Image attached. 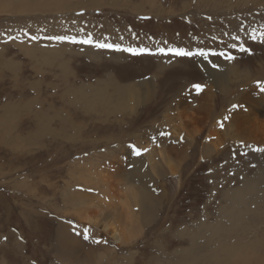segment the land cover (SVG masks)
<instances>
[{"label":"rangeland","instance_id":"374dc122","mask_svg":"<svg viewBox=\"0 0 264 264\" xmlns=\"http://www.w3.org/2000/svg\"><path fill=\"white\" fill-rule=\"evenodd\" d=\"M46 1L0 0V264H264V115L227 114L264 83V0ZM115 167L141 226L120 244L91 208Z\"/></svg>","mask_w":264,"mask_h":264},{"label":"bare ground","instance_id":"6f19581e","mask_svg":"<svg viewBox=\"0 0 264 264\" xmlns=\"http://www.w3.org/2000/svg\"><path fill=\"white\" fill-rule=\"evenodd\" d=\"M46 4L48 6L47 8H49L50 10H53L54 7L58 6V5L53 4L52 0H47ZM0 8H2V7H0ZM238 22L239 21H236L235 23H238ZM26 52H28V54H30L32 51H31L30 48H28V49H26ZM50 53H53V52H50ZM32 55H36L35 52H32L30 54V56H32ZM46 58L48 59V61H50L49 57H46ZM106 85H111V84H106ZM260 85H261V83L257 84L255 88H252V89H250L248 91L246 90L247 92L245 91L244 94L240 95L239 97L238 96H234V101H232V103H231L232 106L230 107L229 112L227 114L232 115L234 120H239V121L243 120V119H248L250 117H255L256 118V117H260V116L264 115V89H262ZM133 89H134L133 84L125 85L123 87H118L117 88V92H118V94H119V96L121 98H124ZM229 89H230V87H229ZM246 89H248V88H246ZM239 90L240 89H238V91ZM97 93H98L97 96H96L97 99H101L99 95H101V96L104 95L103 91H99ZM128 97L131 98V97H134V95H128ZM106 100H107V98H106ZM99 102H103V101L99 100ZM234 105L236 107H233ZM8 106L9 105H7L5 109H7ZM260 118H258V119H260ZM261 123H262V121H261ZM234 124H235V122H234ZM238 124H239V122H238ZM260 126L263 128V125H260ZM175 128H177V127H175ZM243 128H244V126H243ZM246 129H248V126L246 127ZM254 130H255V128H253V131ZM260 130H258V131H260ZM262 131H264V130H262ZM241 132H243V131H241ZM258 133L256 135H259ZM253 134L254 133H252V135ZM248 135H250V134H248ZM252 135H251V137H252ZM252 139L250 141L253 142ZM257 139L258 140L254 141V142H256L257 144H260V145H264V137L257 138ZM121 159H122V157L119 158V163L122 162ZM117 169L121 170L119 167H117L116 169H113V168L109 169V170L114 171V173H115L114 174V179L112 181H111L109 175L107 174V171H108L107 169L102 168L100 170V172L98 174L99 176L97 177V180H96L97 183L95 184V187L99 188V185H100L99 182L102 181L103 182L102 186L105 189L101 192L97 204H94L92 202L94 205H92L91 208H93V210H95L97 216H100V217L105 216L106 212H111V214H112V218L111 219L112 220H110L108 223L106 221H104L102 223V225L104 227L103 229L107 232V234H109L111 236V238L114 241V243H119L120 244V243L124 242V239L137 238V235L140 234V227L141 226H139L136 218L134 217L133 210H132L131 206L126 203L127 200L125 199V196L127 197V195L129 193L130 194H132V193L129 191L128 187H126V189H123V188H120L118 186V184L121 183L122 179H121V173ZM261 171H262V169H261ZM131 177L135 178V177H138V176L136 174H131V176L128 175V177L125 176L124 178L126 179V181H128V180L131 179ZM259 179H261V181H259L257 183L264 184V170H263L262 174L259 175L256 178V180H259ZM81 180H82L83 184H89L84 176L81 177ZM88 186H91V185H88ZM249 187H252V185L249 186ZM246 188H248V187H246ZM140 196L142 197V201H143V211L145 212V214L148 217V219H153L152 217L154 215V212H155V209H156V205H157L156 201L154 200V198L150 194H148L145 191H142V193H140ZM84 197H85V200H86L87 199L86 198V194L84 195ZM75 199H77L76 196H75ZM243 210L244 209L239 210V213H240L241 216H242V211ZM248 211H249V209H248ZM229 220L231 222L234 221L233 220V213L230 215ZM65 237H66L65 235L60 234L59 235V241H63L65 239ZM253 260H254V258H253Z\"/></svg>","mask_w":264,"mask_h":264},{"label":"snow or ice","instance_id":"6c2138e0","mask_svg":"<svg viewBox=\"0 0 264 264\" xmlns=\"http://www.w3.org/2000/svg\"><path fill=\"white\" fill-rule=\"evenodd\" d=\"M31 39L36 40L38 39V37H31ZM48 39H55V40H59V41H68L71 43H87V44H93V41L91 39V37H89V39L87 40H77L76 37H70V36H55V37H48ZM252 39L255 40L257 39L256 35L253 34ZM260 40L261 42H264V33L260 34ZM96 47L99 48H115L116 50H121L119 45H111V44H101V43H95ZM232 47H236V45H232ZM124 51H131L134 55L142 53L144 51H146L145 49H140V50H136V49H123ZM161 53H164V49H160L159 50ZM171 54H173L174 56H179V57H193V56H203L205 58H207L208 53L204 52L203 50H198L196 52H192V51H188L182 48H174V49H169L168 50ZM240 51L242 52H249L250 49L244 47L243 45L240 46ZM213 55H217V53H213ZM218 55L220 56H224L226 59L228 60H234L235 57L230 55V54H226V53H218ZM213 67H216V65H213ZM261 88L264 89V83H261ZM192 87L199 93L202 92L204 90V85H201L199 83H195L192 85ZM233 107H236L235 105ZM225 119H228V117H225ZM219 126L221 128L224 127L223 122H219ZM259 152H264V148H258L256 149ZM137 154H140V149H136ZM85 239H88L87 236L84 237ZM6 239V238H5Z\"/></svg>","mask_w":264,"mask_h":264}]
</instances>
